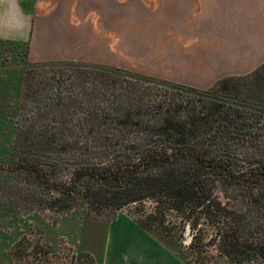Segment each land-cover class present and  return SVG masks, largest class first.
Wrapping results in <instances>:
<instances>
[{
	"label": "rangeland",
	"instance_id": "1",
	"mask_svg": "<svg viewBox=\"0 0 264 264\" xmlns=\"http://www.w3.org/2000/svg\"><path fill=\"white\" fill-rule=\"evenodd\" d=\"M4 46L8 47L0 45V264H100L108 223L121 213L143 223L193 264H237L220 255L216 246L199 250L185 245L186 214L168 210L165 197L149 196L116 208L111 198L94 202L83 194L86 183L100 187L99 178L90 174L80 179L75 176L82 167L104 172L116 170L126 157L137 160L141 150L154 147L161 134L167 133L156 122L158 114H173L176 107L175 114L183 117L189 109H200L213 99L233 104L239 110L236 125L224 134L227 140L222 145L214 142L211 147L236 162L230 170L215 167L200 177L209 179L213 195L243 217L251 237L264 236V109H260L264 108V69L252 78L234 76L215 96L194 98L182 94L189 92L184 88L106 73L83 63L81 68L67 69L34 66L26 46ZM169 98L178 99L180 104L165 102L160 108L159 104ZM149 102L153 104L147 105ZM130 104L146 107L140 112L124 110ZM71 106L80 108L70 109ZM40 117L52 119L51 127L41 126L49 121H36ZM96 117L114 125H123L128 119L129 127L122 131L116 127L109 133H123V143L136 147H85L87 136L104 130L90 124ZM138 117L146 128L135 125ZM61 118L66 120L62 126ZM54 127L66 139L74 138L78 146L38 148L33 144L37 133L50 136ZM26 160L34 161L35 167L21 166ZM163 166H141L132 175L159 174ZM40 167L45 179L38 174L36 168ZM229 219L221 216L223 221ZM246 255L239 264H264V256Z\"/></svg>",
	"mask_w": 264,
	"mask_h": 264
},
{
	"label": "crops",
	"instance_id": "2",
	"mask_svg": "<svg viewBox=\"0 0 264 264\" xmlns=\"http://www.w3.org/2000/svg\"><path fill=\"white\" fill-rule=\"evenodd\" d=\"M0 39L34 62L109 65L200 89L264 63V0H0ZM100 264H190L125 213Z\"/></svg>",
	"mask_w": 264,
	"mask_h": 264
},
{
	"label": "trees",
	"instance_id": "3",
	"mask_svg": "<svg viewBox=\"0 0 264 264\" xmlns=\"http://www.w3.org/2000/svg\"><path fill=\"white\" fill-rule=\"evenodd\" d=\"M0 45L1 48H6L8 46L4 45L20 46L23 44L0 39ZM25 50L27 51V48ZM80 63H83L82 65L86 67L89 66L94 69H100V71L106 73L132 75L134 77L157 80L174 87L177 86L181 89L184 88L189 90V92L182 91V94H186L189 97L194 96V98L196 96L210 97L217 95L219 89L224 87L228 80L234 77H225L220 79L210 88L200 89L97 63L79 61H46L35 62L32 63V65H49L53 68L65 67V69H67L81 68L79 66L81 65ZM263 69L264 63L253 72L244 76H246V78H252ZM177 101L178 99L169 98V100L166 99L159 105L160 108L162 107L163 109L165 102H171V105L173 104L176 106L178 103ZM72 104L75 105L74 103ZM79 104L84 107L83 102H80ZM151 104L153 103L149 102L147 105ZM171 105L169 107L170 110L173 109ZM143 107L146 106L140 104L134 107L130 104V106H126L124 110L131 111L132 108L134 110L137 109V111L140 112ZM71 108L78 109L80 107L71 106L70 109ZM199 108L200 109L197 110L189 109V113L183 117L178 113L175 114V112L178 111L176 110V107L175 110L172 111L174 112L173 114H158V120L156 122L159 123L161 130L167 133L161 134L160 139L157 140L159 142L156 143L154 147H148L147 149L141 150V155L137 157V160L126 157L119 161L116 170L113 169L104 172L95 167H82L76 172L75 176L80 179L85 174H90L94 178H99L101 180L99 183L100 187L95 188V186L86 183L83 194H85L89 201L93 200L94 202H102L106 197L111 198V201L116 208L149 196L153 197L156 195L158 197L160 195L161 197H165L166 199L164 200V203H166L168 210L173 209L176 211H182L186 214L187 221H192L196 234L192 243L187 245L188 247H196L201 250L207 246H216L220 255L237 264L244 262L242 261V258L246 254L264 256V236L258 239L251 237L249 228H244V226H248V224H244L245 220L243 217L238 215L235 209H229V207H226L218 197L213 195V191L208 188L210 184L209 179H201L200 177L215 167L225 168L227 170L234 167L236 162L234 159L224 158L223 156L225 154L213 151L211 147L214 144L222 145L223 140H227L224 134L230 130L232 125H236L235 122L238 120L239 110L235 108L233 104L228 105L217 99H213ZM260 109L264 108L261 107ZM155 116L153 117L155 118ZM138 118L139 119L135 125L146 128L145 125L141 124L144 122L143 119L140 117ZM43 119L44 118L40 117L36 121L40 123L49 121L48 125L39 124L44 127H51L52 119L48 120L49 118H47V120H45L46 117L44 120ZM61 120L60 124L62 123V126L64 125L63 121L66 120H63L62 118ZM106 121L108 120L105 118L100 119V117L92 119V122L90 123L92 126L103 127L104 130H101V132L97 134L87 136L83 143L85 147H105L108 149L136 147L134 144L127 145L126 143H123L125 141V139L122 138L124 137L123 133L120 132L115 135L109 133L110 130H114L116 127L119 128L120 131L123 130L122 128L129 127L130 121L128 119L123 121V123H125L123 125H114L113 123H107ZM81 122L85 123L86 121ZM55 129L56 127L51 129L53 134H50V136L41 134L40 132L37 133V139L34 140L33 144H36V146L39 145L38 148L78 146V143L75 142L74 138L66 139L64 136H61L59 132L56 133ZM210 130L213 131V133H211ZM145 136L150 135L146 134ZM196 138H199V140L194 141ZM23 149L26 153L31 152L30 149ZM33 162L34 161L26 160L21 163V166L35 167ZM158 163H162L164 165L163 167H165V169L159 174H147L137 177L132 175L134 171L141 168V166L149 168L151 165ZM36 169L38 174L43 175L45 179V171L42 170L41 167ZM231 176L233 177V175ZM61 192L66 193V189L61 188ZM257 202L259 201L257 200L256 203ZM222 215H226L230 217V219L223 221L221 220ZM136 222L146 230L150 231V229L143 223L137 220ZM184 258L188 261L187 257L184 256ZM235 258L239 259L236 261ZM244 258L248 259L249 256L246 255ZM188 262L193 264L190 261Z\"/></svg>",
	"mask_w": 264,
	"mask_h": 264
},
{
	"label": "water",
	"instance_id": "4",
	"mask_svg": "<svg viewBox=\"0 0 264 264\" xmlns=\"http://www.w3.org/2000/svg\"><path fill=\"white\" fill-rule=\"evenodd\" d=\"M196 234V230L193 228V224L191 220L187 221L186 228H185V240L184 244L189 245L192 243Z\"/></svg>",
	"mask_w": 264,
	"mask_h": 264
}]
</instances>
